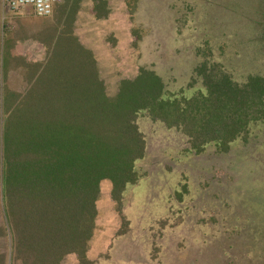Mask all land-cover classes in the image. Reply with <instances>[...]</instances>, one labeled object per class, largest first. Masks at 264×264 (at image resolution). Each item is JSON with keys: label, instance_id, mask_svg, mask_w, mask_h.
Segmentation results:
<instances>
[{"label": "trees", "instance_id": "1", "mask_svg": "<svg viewBox=\"0 0 264 264\" xmlns=\"http://www.w3.org/2000/svg\"><path fill=\"white\" fill-rule=\"evenodd\" d=\"M231 1L235 14L219 8L207 19L220 23L224 16L233 35H240L239 48L249 46L253 63L242 78L216 60L207 42L193 49L196 63L186 85L174 86L176 76L162 71L157 59L144 58L137 40L149 33L144 29L132 41L139 51L131 70L107 75L103 62L116 59L122 43L111 34L108 59L99 55L98 44L74 30L76 0L67 1L68 9L50 24L30 31L44 50L38 59L16 50L7 59L4 52L0 264H65L69 256L77 264H97L91 253L99 239L101 198L112 202L119 233H125L127 193L148 174L156 128L165 136L175 130L184 151L196 154L210 145L228 153L233 142L246 143L264 129V0ZM245 201L252 200L242 201L243 209L237 201L238 215L213 235L215 264H264V204Z\"/></svg>", "mask_w": 264, "mask_h": 264}, {"label": "rangeland", "instance_id": "2", "mask_svg": "<svg viewBox=\"0 0 264 264\" xmlns=\"http://www.w3.org/2000/svg\"><path fill=\"white\" fill-rule=\"evenodd\" d=\"M109 1L115 12L114 24L92 23L89 14H80L84 18L74 29L81 38L98 44L99 55L105 59L111 50L110 35L115 33L120 39L118 57L103 62L107 75L116 69L131 70L134 64L129 61L139 51L132 41L141 29L149 32L137 39L144 58L157 59L162 71L176 76L174 86L186 85L196 63L193 49L207 42L213 45L216 60L225 61L238 78L252 67L253 61L247 59L250 48L247 44L239 48L240 35H233L234 28L228 27L233 24L224 16L220 23L207 19L212 11H222L219 8H229L235 14L236 4L231 0ZM58 2L64 4L65 0ZM104 7L99 8L105 11ZM53 18V13L38 18L28 11L14 16L10 24L14 26L16 53L38 59L44 50L30 31L35 34ZM26 33L28 37L20 39ZM5 40L8 43L7 34ZM160 130L152 132L155 139L146 163L148 174L127 193L122 212L129 221L125 233H119L121 218L113 211L112 202L105 194L101 198V228L91 253L97 264H215L216 254L209 245L213 235L224 232V225L239 212L237 201L242 209L246 198L252 200L245 201L251 207L264 204V129L253 132L246 143L233 142L228 153H219L210 145L200 154L184 151L186 144L175 130L167 131L166 136ZM76 262L73 256L65 260V264Z\"/></svg>", "mask_w": 264, "mask_h": 264}, {"label": "crops", "instance_id": "3", "mask_svg": "<svg viewBox=\"0 0 264 264\" xmlns=\"http://www.w3.org/2000/svg\"><path fill=\"white\" fill-rule=\"evenodd\" d=\"M105 1H107L105 4L106 12L102 11V8H99L101 6L100 0H83L81 2L82 4L78 0V2H76V5H74L75 8L70 10V11H73L74 16H75L74 22H73L74 28H76L77 24L81 21L82 18H84L82 16H85V15L83 14H89L91 16V19L93 20L92 23L94 22L98 24L102 20V21H108L110 24H114L115 22L112 23V20L115 18L113 16L115 12L111 11V8H110L111 1L109 0H105ZM60 3L61 2L55 3L53 11H52L53 16L57 15L58 12L60 13L62 9L63 11L68 9V5H66L68 2L66 0L64 4H60ZM96 6L98 8H96ZM27 11L31 12L34 15L33 10L29 7L20 9L18 11H10L4 7L2 0H0V14H1L0 24H1V29H2L0 31V86H2L1 77L3 74L2 68H3V62H4L3 61L4 52L6 53V58L8 59L9 55L11 56L15 55L14 51L16 50L14 48L15 47V42H14L15 35H14V31L12 30L14 26H12L10 22H12V19H14V16L23 15V13H26ZM4 13L7 14L8 22L3 20V18L5 17ZM80 14H82L81 17H80ZM1 18H2V21H1ZM5 30H6L5 34H7V38H8V43H6V40L4 41V36H5L4 31Z\"/></svg>", "mask_w": 264, "mask_h": 264}, {"label": "built area", "instance_id": "4", "mask_svg": "<svg viewBox=\"0 0 264 264\" xmlns=\"http://www.w3.org/2000/svg\"><path fill=\"white\" fill-rule=\"evenodd\" d=\"M59 0H2L5 8L10 11H18L23 8H31L38 17L48 16Z\"/></svg>", "mask_w": 264, "mask_h": 264}]
</instances>
